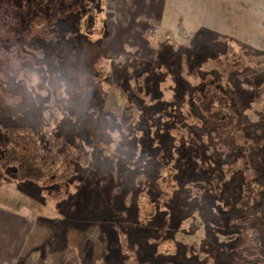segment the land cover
<instances>
[{
	"label": "rangeland",
	"instance_id": "rangeland-1",
	"mask_svg": "<svg viewBox=\"0 0 264 264\" xmlns=\"http://www.w3.org/2000/svg\"><path fill=\"white\" fill-rule=\"evenodd\" d=\"M28 1L0 0V108L16 118L49 91L44 129L64 120L76 137L40 192L0 172V208L33 220L22 264L68 250L78 264L263 263L264 0ZM216 91L238 118L229 135L198 106ZM127 100L140 119L124 134ZM254 233L259 257L239 248Z\"/></svg>",
	"mask_w": 264,
	"mask_h": 264
},
{
	"label": "trees",
	"instance_id": "trees-1",
	"mask_svg": "<svg viewBox=\"0 0 264 264\" xmlns=\"http://www.w3.org/2000/svg\"><path fill=\"white\" fill-rule=\"evenodd\" d=\"M40 44H43L42 48H46V50L53 46L52 41L41 40ZM47 59L48 57L44 55V60ZM93 69L96 73L93 82L95 84L101 83L107 75L101 60L98 59ZM51 96L49 91L46 94H35V101L33 102L35 108H25L24 113L16 118L13 114H10L11 109H8L9 113L6 114L5 109L0 108V172L13 175L16 172L19 173L18 177H14L18 186H30L33 189H38L39 192L45 189L47 184L43 183L42 178H55L56 176V171H47L57 162L56 152L64 153L68 143L74 142L76 137L65 127L64 120L56 122L53 130L51 127L44 129L45 124L49 126L53 122V120H49L53 117V114L46 115L45 111L47 113L48 108L46 109L44 106L53 102ZM58 99L57 96L54 97L56 104H60ZM197 102L205 117L211 123L218 125L219 134L229 135L236 131L238 118L230 106V98L216 91L205 97H199ZM27 105L29 106L28 103ZM139 119L138 106L127 100L120 111L117 124L122 133L128 134L130 129L139 123ZM51 130L52 132H50ZM81 134L83 133H79V135ZM221 148L224 149L223 146ZM48 150H50V153L46 154L45 152ZM11 169L14 170L9 172ZM255 193L256 190L253 184L247 183L239 206L244 209L250 208ZM235 222L239 225H249L251 220L244 217L237 219ZM239 248L242 253L248 252L255 257H259L260 235L254 233L252 236L243 237ZM59 264H78V257L74 250H68ZM261 264H264V262Z\"/></svg>",
	"mask_w": 264,
	"mask_h": 264
},
{
	"label": "crops",
	"instance_id": "crops-1",
	"mask_svg": "<svg viewBox=\"0 0 264 264\" xmlns=\"http://www.w3.org/2000/svg\"><path fill=\"white\" fill-rule=\"evenodd\" d=\"M32 231L33 220L10 208H0V264H22Z\"/></svg>",
	"mask_w": 264,
	"mask_h": 264
},
{
	"label": "clouds",
	"instance_id": "clouds-1",
	"mask_svg": "<svg viewBox=\"0 0 264 264\" xmlns=\"http://www.w3.org/2000/svg\"><path fill=\"white\" fill-rule=\"evenodd\" d=\"M31 86L33 88H35L39 83H40V77L38 74L33 73L31 75V80H30ZM39 91V89H37ZM42 94H46V93H42Z\"/></svg>",
	"mask_w": 264,
	"mask_h": 264
}]
</instances>
